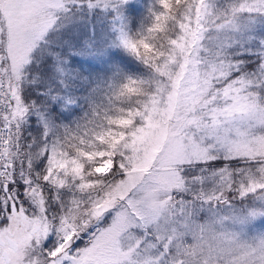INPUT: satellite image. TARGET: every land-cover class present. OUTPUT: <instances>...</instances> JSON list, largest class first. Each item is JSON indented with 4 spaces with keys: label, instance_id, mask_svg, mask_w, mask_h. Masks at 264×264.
Here are the masks:
<instances>
[{
    "label": "snow or ice",
    "instance_id": "1",
    "mask_svg": "<svg viewBox=\"0 0 264 264\" xmlns=\"http://www.w3.org/2000/svg\"><path fill=\"white\" fill-rule=\"evenodd\" d=\"M0 264H264V0H0Z\"/></svg>",
    "mask_w": 264,
    "mask_h": 264
}]
</instances>
